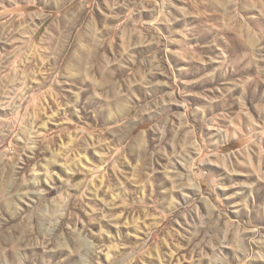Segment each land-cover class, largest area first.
Returning a JSON list of instances; mask_svg holds the SVG:
<instances>
[{
  "label": "rangeland",
  "instance_id": "1",
  "mask_svg": "<svg viewBox=\"0 0 264 264\" xmlns=\"http://www.w3.org/2000/svg\"><path fill=\"white\" fill-rule=\"evenodd\" d=\"M0 264H264V0H0Z\"/></svg>",
  "mask_w": 264,
  "mask_h": 264
},
{
  "label": "bare ground",
  "instance_id": "2",
  "mask_svg": "<svg viewBox=\"0 0 264 264\" xmlns=\"http://www.w3.org/2000/svg\"><path fill=\"white\" fill-rule=\"evenodd\" d=\"M15 247V246H14Z\"/></svg>",
  "mask_w": 264,
  "mask_h": 264
}]
</instances>
